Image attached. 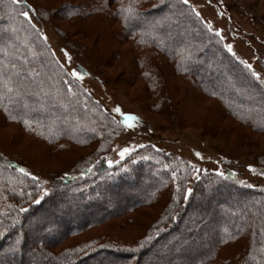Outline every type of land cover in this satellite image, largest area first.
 I'll use <instances>...</instances> for the list:
<instances>
[{
	"label": "trees",
	"instance_id": "16d2710c",
	"mask_svg": "<svg viewBox=\"0 0 264 264\" xmlns=\"http://www.w3.org/2000/svg\"><path fill=\"white\" fill-rule=\"evenodd\" d=\"M59 1L57 6H49L36 0H0L2 122L18 124L27 134L38 137L33 142L46 145L50 152L95 145L93 140L105 125L104 117L126 129L121 118L108 112L93 94L84 92L80 82L90 78L93 69L81 59V53L86 56L90 49L57 22L58 18L75 26L88 19H104L118 24L112 35L119 44L131 45L132 50H124L127 53L121 52V57L129 56L133 62V82L143 80L155 95L162 93L169 75L179 77L189 84L188 90L213 99L219 116H230L264 136V70L259 79L253 77L254 68L248 69V64L229 53L222 36L189 3ZM210 1L220 13L224 10L223 0ZM25 11L27 18L22 15ZM74 28L72 31L83 37L95 31L82 25ZM49 32L68 69L54 52ZM259 61L264 66V59ZM73 70L79 78L71 75ZM225 78L230 79L225 83L233 86L235 95L221 90ZM241 97L246 99L239 100ZM166 107L164 101L156 99L150 109L167 111ZM174 140L180 141L176 136ZM191 152L195 161L145 142L123 158L105 154L60 172H42L0 144V264L37 259L28 253V247L32 240L41 238L44 245L38 243L45 257L38 259V264H70V260L73 264H116V260L137 264L138 257L143 264H264V152L249 151L247 162L237 158L240 154L234 150L220 151L213 157H202L195 148ZM150 205L159 206L156 216L134 240L116 237L111 244L117 247L86 250L91 244L81 243L82 251L71 247L57 250L67 238ZM28 222L34 232L26 233ZM40 230L43 232L38 234ZM209 230L213 239L199 238ZM13 235L19 238L14 241ZM26 235L28 244L24 247ZM102 238L100 241H105ZM200 239L203 247H199ZM238 240L241 243L236 253L227 254L225 249ZM176 241L180 246L173 252ZM161 242L164 248L156 246ZM85 255L89 257L83 260ZM173 257L181 261L175 263Z\"/></svg>",
	"mask_w": 264,
	"mask_h": 264
},
{
	"label": "rangeland",
	"instance_id": "374dc122",
	"mask_svg": "<svg viewBox=\"0 0 264 264\" xmlns=\"http://www.w3.org/2000/svg\"><path fill=\"white\" fill-rule=\"evenodd\" d=\"M36 1L49 6L60 4L59 0ZM188 3L208 26L216 32L219 31L224 44L231 45V53L235 57L246 64H251L258 74L264 70V66L259 61L260 58L264 59V0H223L224 10L222 9L221 13L210 0H188ZM85 21L86 23L81 22L79 24L78 22L74 26L66 25L64 21L57 18L58 24L68 30L72 38L84 43L90 49L88 52L85 51L86 56L81 53V59L86 60L87 64L93 69L92 78L89 76L90 78H85L80 82L83 85V90L86 93L93 94L104 108L108 112H112L117 119H122V117L112 111L116 107H119L122 113L135 117L134 121L126 122L134 124V127H126L125 129L117 124L115 120L112 121L111 118L104 117L105 125L93 140L96 143L95 145L79 148L72 146L50 152L46 145L33 142L38 137L27 134L28 132L20 129L21 127L16 123H4L0 118V144L5 150L17 154L27 165L42 172H60L68 169L76 162L77 165L94 162L105 154L116 159L121 157L119 155L121 149L129 148L131 150L138 144H144L145 142L156 144L192 161H195L191 152L194 148L202 157L208 155L213 157L215 156L214 153L234 150L241 155L237 158L244 162L250 159L246 157L249 151L255 152V154L264 152V136L230 116L225 114L219 116L215 109L217 104L213 99L206 95L201 96L198 91L193 93L188 90L186 87H189V84L187 85L183 79L169 75L166 81L167 84L163 85L162 93L158 92L159 94L155 95H151L147 84L143 80L133 82L132 76L134 77V75H131V70L134 68L131 65L133 62L129 56L121 57V52H126L124 50H132L131 45L130 43L119 44L112 35L114 29H118V24H109L104 19L95 22L90 19ZM78 25L92 27V31L93 28L95 31L89 35L86 34L87 37H83L72 31ZM49 37L52 38L48 39L53 43L54 52L68 69L70 66L59 52L58 47H55L54 43L56 41L50 32ZM182 40L190 42L187 38H182ZM115 50L120 57H117V54L114 55ZM199 59L201 60V57ZM197 61L199 60L197 59ZM135 71L137 73L138 69ZM95 76L99 81L95 79ZM261 79L264 82V79ZM226 81H230V79L225 78L221 90L224 92L231 90V95H235L236 91L232 89L233 86H227ZM206 86L209 85L206 84ZM251 92L252 95H256L254 89ZM148 94L149 97H147ZM156 99H160L167 104V111H152L150 109L152 105L154 106ZM245 99V97L239 98V100ZM164 115L167 118H164ZM177 124L182 127L178 128ZM144 127H152L154 131L151 132L148 128L144 129ZM135 131L138 133H135ZM175 136L180 140L178 143L174 140ZM230 196L234 197L235 195L231 193ZM245 205L242 202V206ZM158 208L157 205L142 206L128 214L113 218L80 235L67 238L57 247V250L63 247H71L82 251L84 246L81 243L91 244L87 246L86 250L101 246L117 247L111 244L116 237L120 238L119 240H134L144 234L148 224L156 216ZM26 229V233L28 231L34 232V226L30 222H28V225L26 224ZM210 230L205 231L199 238H206L207 241L213 239V233ZM42 232L40 230L38 234ZM102 237L105 241H100L103 239ZM18 238L19 235H13L12 237L14 241ZM202 239L199 241V247L205 245ZM38 241H41L42 245L45 243L43 238L35 239L30 242V247H28V253L32 252L37 259L33 260L29 257L25 264H38L37 260L45 257L42 254V246ZM238 241L225 249L227 254L236 253L235 251L238 250L241 243L240 240ZM179 242H175L172 247L173 252L180 246ZM164 244L161 242L156 246L164 248ZM145 259H148V257ZM121 261L116 260L113 262L122 264ZM172 261L176 263L181 260L173 257ZM69 262L73 264L72 260ZM182 264L188 263L183 262Z\"/></svg>",
	"mask_w": 264,
	"mask_h": 264
},
{
	"label": "snow or ice",
	"instance_id": "6c2138e0",
	"mask_svg": "<svg viewBox=\"0 0 264 264\" xmlns=\"http://www.w3.org/2000/svg\"><path fill=\"white\" fill-rule=\"evenodd\" d=\"M184 3H185V4L188 3V0H184ZM193 11L195 12V9H193ZM22 15H24V16L27 18V17H28V12L25 11V12L22 13ZM197 15H198V13H197ZM211 30H212V29L210 28L209 31H211ZM216 34L219 35V31H218V30H217ZM225 47L227 48V50H228L229 53L232 52L231 45H226ZM65 56H67V53H65ZM247 68H248V69H251V68H252V65H251V64H248V65H247ZM71 75H72L73 77L79 78V73L76 72L75 70L72 71ZM251 75H252L253 77L257 78V79L260 78L259 74H258L257 72H255V71H252V72H251ZM69 91H71V88L69 89ZM112 111H113V112H116V113H118V114H120V116L122 117V122L125 123V126H127V127H134V124L126 123V122H128V121H134V120H135V117H133V116H131V115H128V114H125V113H122L119 107L114 108ZM129 151H130L129 148H123V149L120 150L119 155L123 158L124 155H125L126 153H128ZM108 163L111 164L112 162H111V161H108ZM20 171L23 172V171H25V170L20 169ZM25 174H27V173H25ZM218 174H219V175H223V173H219V172H218ZM188 191H191V190L189 189ZM185 199H187V193L185 194ZM21 211H24V209H21ZM41 227H43V224H41ZM50 230H51V229H50Z\"/></svg>",
	"mask_w": 264,
	"mask_h": 264
},
{
	"label": "bare ground",
	"instance_id": "6f19581e",
	"mask_svg": "<svg viewBox=\"0 0 264 264\" xmlns=\"http://www.w3.org/2000/svg\"><path fill=\"white\" fill-rule=\"evenodd\" d=\"M137 186H139V185H137ZM109 201L111 202L112 199H109ZM112 202H113V201H112ZM27 240H28V236L26 235V236H24V238H23V240H22V244H23L24 247H26L27 244H28V241H27ZM24 257H25V256H24ZM88 257H89V255H85V256L82 257V259H83V260H86ZM141 259H142L141 257H138V258H137V261H136L137 264H143V263H141Z\"/></svg>",
	"mask_w": 264,
	"mask_h": 264
}]
</instances>
